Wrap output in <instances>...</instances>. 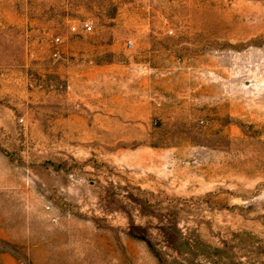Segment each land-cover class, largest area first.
Masks as SVG:
<instances>
[{
	"label": "rangeland",
	"instance_id": "1",
	"mask_svg": "<svg viewBox=\"0 0 264 264\" xmlns=\"http://www.w3.org/2000/svg\"><path fill=\"white\" fill-rule=\"evenodd\" d=\"M0 264H264V0H0Z\"/></svg>",
	"mask_w": 264,
	"mask_h": 264
},
{
	"label": "built area",
	"instance_id": "2",
	"mask_svg": "<svg viewBox=\"0 0 264 264\" xmlns=\"http://www.w3.org/2000/svg\"><path fill=\"white\" fill-rule=\"evenodd\" d=\"M84 32H90L91 31V25L89 23H85L83 26Z\"/></svg>",
	"mask_w": 264,
	"mask_h": 264
}]
</instances>
